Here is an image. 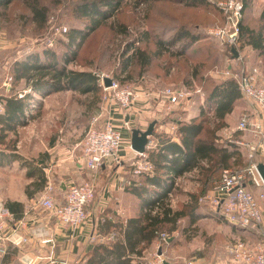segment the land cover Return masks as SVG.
Returning <instances> with one entry per match:
<instances>
[{
	"label": "rangeland",
	"instance_id": "1",
	"mask_svg": "<svg viewBox=\"0 0 264 264\" xmlns=\"http://www.w3.org/2000/svg\"><path fill=\"white\" fill-rule=\"evenodd\" d=\"M44 1L47 3L49 11L47 20L41 27L31 20V13L25 7L24 0H13L6 6H0V98L20 93L26 87L23 80L16 82L13 79L12 66L16 59H22L28 52L41 53L45 48H51L56 53L64 52L66 39L57 30L63 29V27L69 29L73 25H81L82 20L77 18L72 11L74 0ZM210 1L211 3L208 6L187 7L170 0H124L114 16L107 19L98 30L87 38L78 51V58L68 63L66 67L79 71L89 70L95 74L104 73L111 78H115L121 84L130 85L136 89H143L145 85L159 88L158 91L167 87L187 89L189 95L202 97L205 101L207 88L210 87L211 83L217 81L215 78L221 79L226 76L223 71L228 65L233 66L235 71L246 70L251 67L249 62L253 60L256 53L255 51L252 52V49L246 45L240 47L241 43L238 42L234 48L239 52L241 51V53L242 50L247 49L248 53L235 59L230 53L229 47L220 44L211 35V29L218 26L217 24L222 21V17L213 2L215 0ZM258 1L262 2L258 3ZM262 7H264V0H254L249 10L243 12L242 9L240 20L244 19L252 27L258 28L260 25L259 11ZM180 23L187 24L188 28L200 32L203 36L194 42L192 48L188 49L185 54H177L182 42L178 41L173 46L165 48L162 55L153 59L145 70L141 71L138 62H134L130 67L129 75L120 71L121 63L125 57L122 55L128 49V45L132 44L133 39L141 37L144 40L141 43H135V47L152 51L155 48L154 42L157 37H162L164 40L168 39L171 32L166 31L171 29L173 25ZM147 35L148 38H145ZM50 41H53V44H50ZM194 88H200L203 95L195 93ZM28 90L26 89V91ZM103 93L101 87L98 92L81 93L75 91L55 97L63 101V108H70L72 112L83 110L82 116L76 114L77 120L80 119V122H85L83 124V137L91 117L98 114L102 104L105 103ZM49 95L37 96L38 102H43ZM37 110L35 107L33 115L37 113ZM241 117L234 114L230 123L223 122L221 124L222 122L215 118L205 116L203 120L204 136L208 137L216 132L219 133L220 130H229L230 128L233 134L239 135L240 132H245L237 129ZM219 124H221L220 127ZM223 126L224 128L226 126L227 129H221ZM26 134V130L16 136L15 133H9L7 139H23ZM219 138L222 141L231 139L224 136ZM21 146L25 147L26 142L23 141ZM0 147L2 146L0 145ZM14 163L0 165V199L4 203L6 200L15 198V181L5 179L6 174L15 173ZM246 163L247 157L245 154L240 163H238V160L233 161L230 168L243 167ZM186 180L192 181L190 178ZM215 182H212L211 187L206 189L203 194L210 193ZM201 188L202 185H199L196 189L194 187L191 189H194V193H198ZM210 194L221 196L224 193L217 191ZM189 200L190 198L184 193L178 194L175 192L172 200L167 202L172 208H180L187 206ZM198 202L200 211H205L210 215L216 214V210L209 201ZM131 213H137V205L133 201H127L117 221H124ZM213 217V219L203 218L197 229L190 226L189 232L180 241L179 248L175 245L178 242V231L171 234L166 232L170 235L169 237H173L172 243L176 249L172 254H170L172 249H168L166 254L170 256L168 259H176L182 264L184 261H192L193 264H196L193 250L201 245L205 247L204 252H211L212 254L218 250L216 251V255H218L219 250L222 249V253L226 255V244L234 238H242L248 243L263 239L264 223L253 228L240 227L218 215ZM184 223L180 220L178 226L181 227ZM187 223L186 221V226H188ZM105 241H108V239ZM164 246L165 243L163 242L162 252H164ZM4 258L15 260L16 257L13 255V251L8 249L3 260Z\"/></svg>",
	"mask_w": 264,
	"mask_h": 264
},
{
	"label": "trees",
	"instance_id": "2",
	"mask_svg": "<svg viewBox=\"0 0 264 264\" xmlns=\"http://www.w3.org/2000/svg\"><path fill=\"white\" fill-rule=\"evenodd\" d=\"M12 1L0 0V6H6ZM123 1L74 0L72 11L82 21L80 26L73 25L69 29L66 28V32L61 33L66 39L65 51L56 53L51 48H45L41 53L28 52L22 59L13 62V79L16 82L23 80L26 87L20 93L0 98L3 105V110L0 112V145L2 146L0 165H8L21 159L15 148L16 139L7 138L9 133H15L18 127L27 125L34 117L33 113L29 115L26 113L31 110L33 104L36 108L39 107L37 96L44 97L65 90H76L81 93L100 90L99 77L95 73L89 70L68 69L66 65L78 58V51L87 38L107 19L114 16ZM170 1L187 7L208 6L211 3L210 0ZM241 1L245 12L251 8L254 0ZM24 4L31 13V20L41 27L47 20L49 11L47 3L44 0H24ZM216 8L222 17V21L217 25H222L224 16L217 6ZM258 18L260 21L258 28L252 27L244 19L240 20L238 42L241 43L240 47L246 45L263 52L264 7L260 9ZM166 32H171V36L165 40L158 36L152 51L135 47V43L144 40L141 37L133 39L132 44L128 45V49L122 55L125 57L120 71L129 75L130 67L134 62H138L141 71L145 70L153 59L162 55L165 48L173 46L178 41L182 42L177 54L183 55L192 48L194 42L203 37L200 32L191 30L185 23L173 25ZM145 38H148V35ZM228 47L232 54V47ZM240 97L237 81L226 78L211 83L207 88L205 104L208 108H213L215 118L223 124L224 117L232 111L234 102ZM203 112L204 108L201 109V113ZM173 119L176 118H171L174 122ZM221 124L218 126L220 127ZM204 130L203 120L180 121L176 127L180 142L173 141L167 134L154 135L157 144L155 148L146 151V161L151 165V170L142 172L138 175L140 180L131 181L124 187L126 192L140 200L139 214L126 218L117 227L111 220L105 219V229L102 230L100 225L97 226L98 233L106 236L114 234L113 238L108 241H95L87 260L78 264H133L132 256L137 258L142 256L143 250L154 240H158L160 233L171 234L177 230L179 219L186 217L192 224L202 216L199 198L205 195L203 193L211 187L215 179L218 181L223 169L231 167L233 163L231 158L239 155L237 144L230 140L219 142V137L215 134L205 137ZM194 168L197 169V180L201 181L202 188L198 193L190 195L191 201L187 206L172 208L165 199L167 194L175 189L177 177ZM6 206L12 210L10 202Z\"/></svg>",
	"mask_w": 264,
	"mask_h": 264
},
{
	"label": "crops",
	"instance_id": "3",
	"mask_svg": "<svg viewBox=\"0 0 264 264\" xmlns=\"http://www.w3.org/2000/svg\"><path fill=\"white\" fill-rule=\"evenodd\" d=\"M259 2L261 3L262 1ZM247 47L251 48L250 46ZM246 50H242V53L237 50V58L245 56L248 53ZM251 51L256 53L253 56V60L249 62L251 64L250 68L257 69L258 82L264 85V51L259 52L255 49ZM227 67L235 71L233 66L228 65ZM215 79L221 81L226 79V77ZM140 90L143 93L142 96L127 110H121L110 103L102 104L105 111L104 116L109 118L110 122L119 129L122 135V143L119 150L121 162L117 165H105L98 171L86 169L82 159L81 144L84 138L82 132L85 122H80V119L77 120L76 117L78 114L82 116L83 110L72 112L70 108H63V101L55 98L61 96V94L75 92L76 90L51 93L49 97H46L39 104L37 113L28 121L27 125L17 128L15 136L23 133V130H26L27 134L23 139H16L15 142L16 151L21 155V159L12 162H15V166L13 165L15 173L5 175L7 181H15V198L6 200L5 205L10 202L12 206L10 212L16 219V232L26 236L28 242L21 247H9L16 258L21 255L33 257L39 255L44 257L38 260L37 264H78L85 262L96 243L95 241L106 240L105 235L98 233L97 226L100 225V228L104 230V220L108 219L117 227L126 218L136 216L140 212V200L135 195L124 190V187L128 186L131 181L140 180V177L134 175L131 170V162L137 155L130 147V129L138 127L141 130H145L152 120H156L157 123L151 138H155L154 135L162 133L170 136L173 141L180 142L176 133L178 122L204 120L205 116L215 118L213 108H208L202 97L198 98L196 95H188L179 103L170 104L166 97L158 91L159 88L145 85ZM75 101L77 102L78 100ZM202 108H204L203 113H201ZM126 114L129 116L127 126L124 120ZM234 114L237 117L247 115L251 120L260 124L261 131L264 133V118L259 107L245 100L242 95L234 102L232 111L224 117L223 122L230 123ZM173 117L176 118V122L174 119V122L171 120ZM215 119L217 120V118ZM221 129L227 128L223 126ZM232 132L230 128L229 130H220L215 135L217 137L231 138L230 141L238 145L239 155H235L231 159L233 161L238 160V163H240V160L246 154V149L239 145L238 141H253L254 137L251 131L240 132L239 135ZM256 138V141H260L258 137ZM23 141L26 142L25 147L21 146ZM219 142H223L221 138H219ZM257 161L264 162V139L257 150ZM203 163L205 164V162ZM196 174L197 169L184 172L176 178L175 189L169 193H172V196L175 192L178 194L184 193L191 201L190 195L194 193V189L201 185V181L197 180ZM189 178L192 181L186 180ZM85 180H93L96 195L87 206L85 222L79 227L70 228L63 226L51 213L38 204V197L45 191L48 184L53 186L55 197L58 201H61L64 191L70 182L81 183ZM248 186L257 192L256 187ZM192 187L194 189H191ZM126 200L136 203L137 213H131L124 221L118 222V217L124 210ZM168 200L171 201L172 198ZM263 202L264 200L262 201V207H264ZM201 212L202 216L192 224L188 222L186 217L179 219V221L181 220V222L185 223L181 227L178 226L177 230H175L178 231L179 235L178 242L175 244L177 248H179L180 241L189 232L190 226L197 229L200 225L199 222L203 218L213 219L214 215L221 217L218 211H215L216 214H212L213 216L205 211ZM186 221L188 226L185 225ZM262 223H264V219ZM49 236H52V242L41 243V239ZM172 240L173 237H169L164 241L165 246L162 254L167 259L170 257L166 255L168 249H172L170 254L176 251ZM260 240H264V236ZM160 245L162 246L163 243H158L157 240H154L143 250L142 256L139 258L132 256V263L145 264L147 259L161 249ZM196 248L193 250L196 264H227L228 255H224L222 249L218 248L220 249L219 254L216 255L218 250L211 254V252L203 251L205 248L203 245ZM49 255L56 262L51 263L50 259L47 258ZM4 260H7V258Z\"/></svg>",
	"mask_w": 264,
	"mask_h": 264
},
{
	"label": "built area",
	"instance_id": "4",
	"mask_svg": "<svg viewBox=\"0 0 264 264\" xmlns=\"http://www.w3.org/2000/svg\"><path fill=\"white\" fill-rule=\"evenodd\" d=\"M221 10L224 16L222 25L215 26L210 33L222 45L234 47L238 44L239 22L243 9L241 0H215L213 1ZM60 34L66 32V27L57 30ZM53 41L49 43L52 44ZM223 74L227 78L237 81L242 97L256 104L264 118V85L259 84L257 79V69L248 68L246 70L232 71L226 67ZM102 87L103 99L105 103L116 105L121 110H127L138 100L143 93L130 85L121 84L112 78V85L105 87L103 78L104 73H96ZM195 93L202 94L200 88H194ZM170 104H177L189 95L187 89L164 88L160 91ZM36 105L26 115L32 114ZM3 105L0 102V112ZM103 107L101 111L92 116L85 131L81 144V154L84 166L90 171H98L105 165H117L121 162L119 155L122 143V135L107 116H104ZM127 126V122H125ZM240 131H251L253 141H238L239 145L245 147L247 163L239 168L223 169L218 181L215 182L210 193L221 192V196H212L206 193L199 198V201H209L221 218L233 225L240 227L253 228L259 226L263 219L262 201L264 200V182L261 179L256 160L257 150L264 133L261 131L259 123L251 120L247 115L240 118L237 124ZM148 137L146 151L155 148L156 138ZM260 141H256L257 138ZM146 151L142 154L136 153V158L131 162V169L134 175H139L144 171H150L151 165L146 161ZM196 168H194L195 170ZM248 185L257 188L253 191ZM54 188L48 184L40 196L38 204L46 211L51 213L56 220L65 227L77 228L82 225L87 218V206L93 201L96 195V188L93 180H85L81 183L70 182L66 187L63 199L58 201L54 194ZM172 198V193H168L166 201ZM114 234L106 236L105 239L111 240ZM169 235L160 233L158 243L167 240ZM53 241L52 236L41 239V243L46 244ZM28 242V238L16 232V219L5 203L0 199V264H37V261L44 257L36 255H21L15 260H3L9 246L21 247ZM228 255L227 264H264V240L248 243L240 238L233 239L226 247ZM51 263L56 262L51 256H47ZM145 264H182L176 259H167L163 254L155 252L152 257L145 261ZM183 264H193L192 261H184Z\"/></svg>",
	"mask_w": 264,
	"mask_h": 264
},
{
	"label": "water",
	"instance_id": "5",
	"mask_svg": "<svg viewBox=\"0 0 264 264\" xmlns=\"http://www.w3.org/2000/svg\"><path fill=\"white\" fill-rule=\"evenodd\" d=\"M231 52L233 54V58L238 57V51L236 48L232 47ZM103 85L105 87L112 85V78L109 76H105L103 78ZM129 116L125 115V122H128ZM157 121L152 120L145 130H141L138 127H134L130 129V147L133 151L138 154H142L146 151V145L148 143V137L153 135L154 127ZM257 171L264 182V162H260L257 164ZM158 254H162L161 249L158 250Z\"/></svg>",
	"mask_w": 264,
	"mask_h": 264
}]
</instances>
